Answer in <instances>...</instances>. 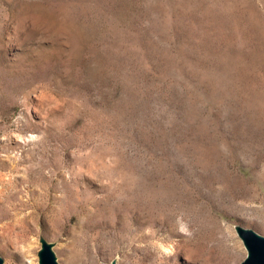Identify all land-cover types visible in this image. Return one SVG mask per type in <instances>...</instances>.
I'll return each instance as SVG.
<instances>
[{
  "label": "rangeland",
  "instance_id": "1",
  "mask_svg": "<svg viewBox=\"0 0 264 264\" xmlns=\"http://www.w3.org/2000/svg\"><path fill=\"white\" fill-rule=\"evenodd\" d=\"M239 229L264 237V0H0L2 264H241Z\"/></svg>",
  "mask_w": 264,
  "mask_h": 264
},
{
  "label": "water",
  "instance_id": "2",
  "mask_svg": "<svg viewBox=\"0 0 264 264\" xmlns=\"http://www.w3.org/2000/svg\"><path fill=\"white\" fill-rule=\"evenodd\" d=\"M239 235L248 251L247 257L241 264H264V237L251 230L239 229ZM41 264H56L48 246H43L40 253ZM0 264H2L0 260Z\"/></svg>",
  "mask_w": 264,
  "mask_h": 264
},
{
  "label": "clouds",
  "instance_id": "3",
  "mask_svg": "<svg viewBox=\"0 0 264 264\" xmlns=\"http://www.w3.org/2000/svg\"><path fill=\"white\" fill-rule=\"evenodd\" d=\"M17 139H21V137H19V136H17ZM181 231H184V229L183 228H181ZM156 246L160 249V251L162 252V253H168L169 251H170V246H165L164 244H162V243H156Z\"/></svg>",
  "mask_w": 264,
  "mask_h": 264
}]
</instances>
